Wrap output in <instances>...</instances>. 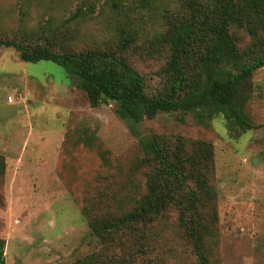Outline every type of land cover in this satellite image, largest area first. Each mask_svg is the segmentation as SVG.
<instances>
[{"label":"rangeland","instance_id":"1","mask_svg":"<svg viewBox=\"0 0 264 264\" xmlns=\"http://www.w3.org/2000/svg\"><path fill=\"white\" fill-rule=\"evenodd\" d=\"M187 1L0 0V38L50 47L57 32L68 52H81L115 50L119 37L134 31L136 44L125 54L146 93L160 97L170 89L165 38L174 25L190 21ZM230 32L240 50L258 42L237 26ZM53 50L63 52L57 45ZM250 84L245 109L255 127L241 135L223 113L200 121L195 113L174 110L133 122L122 119L114 102L92 107L78 77L63 66L23 61L15 48H0V237L6 264H73L93 254L104 264L114 251L138 264H198L175 208L115 246L106 247L89 225L93 215L122 212V204L130 209L148 192L144 140L184 141L191 152L199 148L196 142L213 147L207 176L215 196L200 212L210 227L211 264H264V67ZM140 242L152 249L143 257L137 255Z\"/></svg>","mask_w":264,"mask_h":264},{"label":"trees","instance_id":"2","mask_svg":"<svg viewBox=\"0 0 264 264\" xmlns=\"http://www.w3.org/2000/svg\"><path fill=\"white\" fill-rule=\"evenodd\" d=\"M187 7L190 21L174 25L165 38L171 50L166 67L170 89L160 97L146 93L141 73L125 54L136 44L134 31L119 37L115 50L68 52V45L57 32L49 37L50 47L29 48L16 39L0 38V48H15L23 61L50 60L63 66L68 74L78 77V85L87 93L92 107L114 102L122 119L138 122L160 112L179 110L195 113L200 121H205L213 114L223 113L232 129L244 134L255 127L245 109L251 94L244 90L247 84L251 89L252 75L264 67V38L260 36V31H264V0H189ZM232 26L245 30L258 42L240 50L230 32ZM56 45L63 52L53 50ZM259 45L262 51L254 49ZM177 141L144 140L141 163L150 169L148 192L130 209L122 204V212L107 209L93 215L89 225L106 247L118 245L121 237L133 240L140 228L152 226L164 218L168 209L175 208L198 264H211L206 246L210 227L200 212L205 200L215 196L207 176L213 147L196 142L199 148L191 152L184 141ZM0 165L3 167V162ZM147 243L137 245L138 256L152 250ZM5 247V240L0 237V264H6ZM73 264L100 262L93 254ZM104 264L138 263L134 256L124 258L114 251Z\"/></svg>","mask_w":264,"mask_h":264},{"label":"built area","instance_id":"3","mask_svg":"<svg viewBox=\"0 0 264 264\" xmlns=\"http://www.w3.org/2000/svg\"><path fill=\"white\" fill-rule=\"evenodd\" d=\"M12 101H13V99L10 97V98H9V102H12Z\"/></svg>","mask_w":264,"mask_h":264}]
</instances>
